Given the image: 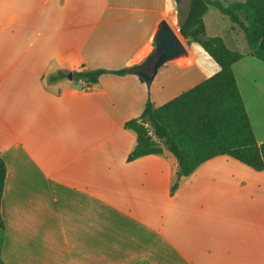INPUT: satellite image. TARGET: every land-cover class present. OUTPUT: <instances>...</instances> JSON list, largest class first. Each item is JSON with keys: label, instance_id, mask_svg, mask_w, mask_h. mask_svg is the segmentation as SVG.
<instances>
[{"label": "crops", "instance_id": "crops-1", "mask_svg": "<svg viewBox=\"0 0 264 264\" xmlns=\"http://www.w3.org/2000/svg\"><path fill=\"white\" fill-rule=\"evenodd\" d=\"M163 19L180 24L176 0H0L6 264H264V170L218 155L172 194V153L129 160L137 134L125 123L149 95L160 106L220 70L193 36L183 40L190 59L165 63L150 83L69 77L141 63ZM203 22L207 37L245 53L233 70L264 143V61L215 5Z\"/></svg>", "mask_w": 264, "mask_h": 264}, {"label": "trees", "instance_id": "trees-1", "mask_svg": "<svg viewBox=\"0 0 264 264\" xmlns=\"http://www.w3.org/2000/svg\"><path fill=\"white\" fill-rule=\"evenodd\" d=\"M209 4L228 15L245 33L248 53L264 61V0L225 3L221 0H189L180 9V32L194 39L220 66V70L195 86L155 107L149 95L139 117L125 123L137 134V144L129 160L147 154L172 153L178 161L173 194L183 176L191 174L205 161L229 155L256 170H264V143L257 141L249 114L240 92L233 64L245 53L230 49L221 36L207 37L203 14ZM241 13L246 19H242ZM141 63L119 69H83L74 71L76 79L95 84L104 73L120 75L142 70ZM60 70L49 77L57 81L66 77ZM141 80L145 81L143 77ZM7 176L6 162L0 155V229L5 224L1 215V199ZM0 264H6L0 255Z\"/></svg>", "mask_w": 264, "mask_h": 264}, {"label": "water", "instance_id": "water-1", "mask_svg": "<svg viewBox=\"0 0 264 264\" xmlns=\"http://www.w3.org/2000/svg\"><path fill=\"white\" fill-rule=\"evenodd\" d=\"M154 46L141 62L142 70L137 74L150 83L159 68L167 62L188 57L189 49L167 19H163L153 35ZM72 78V73H69Z\"/></svg>", "mask_w": 264, "mask_h": 264}, {"label": "rangeland", "instance_id": "rangeland-1", "mask_svg": "<svg viewBox=\"0 0 264 264\" xmlns=\"http://www.w3.org/2000/svg\"><path fill=\"white\" fill-rule=\"evenodd\" d=\"M177 1V7H178V10H179V12H180V8L179 7H181V6H184L185 8H184V10H186L187 9V5H188V3H189V0H176ZM223 2H225V3H229V2H233V1H241V2H244L245 0H222ZM180 17H181V13H180ZM242 19H246V17H245V15L244 14H242ZM170 22V21H169ZM230 23V22H229ZM170 24L173 26V28L176 30V32H177V34L180 36V38L182 39V40H184V36L181 34V32H180V24L179 23H171L170 22ZM184 42V41H183ZM197 47H199V49L201 50V51H203L202 50V48L200 47V46H197ZM190 56H188L187 58L188 59H190L189 58ZM210 57V56H209ZM185 58V57H184ZM181 59H183V58H180V59H178V60H181ZM212 59V58H211Z\"/></svg>", "mask_w": 264, "mask_h": 264}]
</instances>
